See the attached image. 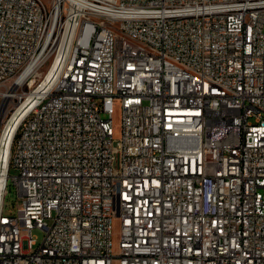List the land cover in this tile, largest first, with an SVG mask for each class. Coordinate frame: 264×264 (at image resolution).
Instances as JSON below:
<instances>
[{
	"label": "built area",
	"instance_id": "obj_1",
	"mask_svg": "<svg viewBox=\"0 0 264 264\" xmlns=\"http://www.w3.org/2000/svg\"><path fill=\"white\" fill-rule=\"evenodd\" d=\"M0 264H264V0H0Z\"/></svg>",
	"mask_w": 264,
	"mask_h": 264
},
{
	"label": "rangeland",
	"instance_id": "obj_2",
	"mask_svg": "<svg viewBox=\"0 0 264 264\" xmlns=\"http://www.w3.org/2000/svg\"><path fill=\"white\" fill-rule=\"evenodd\" d=\"M114 122L116 125V133L118 134V132L120 131V127H121V112H120V108L118 105L116 106V112L114 114ZM15 173L16 171L12 169L11 174H15ZM21 201L22 200H21V197L18 195L16 186L13 184L12 180L10 179L9 186H8V192L5 198V207H4L5 213L14 214L17 208L21 205ZM113 226H114L113 230L115 232L113 236V240L116 243L119 238L118 233L120 230V225L117 219H115ZM32 232L37 242L41 243L45 235V231L40 228H34Z\"/></svg>",
	"mask_w": 264,
	"mask_h": 264
}]
</instances>
